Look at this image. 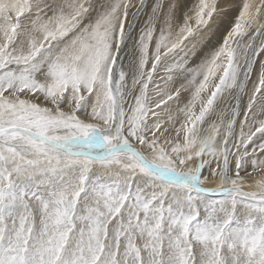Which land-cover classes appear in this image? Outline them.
Wrapping results in <instances>:
<instances>
[{
    "label": "snow or ice",
    "instance_id": "1",
    "mask_svg": "<svg viewBox=\"0 0 264 264\" xmlns=\"http://www.w3.org/2000/svg\"><path fill=\"white\" fill-rule=\"evenodd\" d=\"M0 264H264V0H0Z\"/></svg>",
    "mask_w": 264,
    "mask_h": 264
}]
</instances>
